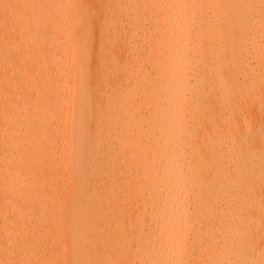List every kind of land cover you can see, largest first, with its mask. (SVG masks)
Returning a JSON list of instances; mask_svg holds the SVG:
<instances>
[{
  "label": "bare ground",
  "instance_id": "6f19581e",
  "mask_svg": "<svg viewBox=\"0 0 264 264\" xmlns=\"http://www.w3.org/2000/svg\"><path fill=\"white\" fill-rule=\"evenodd\" d=\"M0 264H264V0H0Z\"/></svg>",
  "mask_w": 264,
  "mask_h": 264
}]
</instances>
